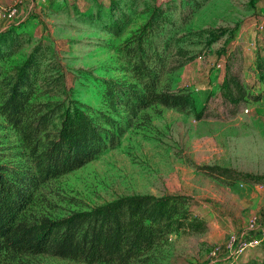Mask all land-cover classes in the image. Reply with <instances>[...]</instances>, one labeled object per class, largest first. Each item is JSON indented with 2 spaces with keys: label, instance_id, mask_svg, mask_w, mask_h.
Returning a JSON list of instances; mask_svg holds the SVG:
<instances>
[{
  "label": "rangeland",
  "instance_id": "rangeland-1",
  "mask_svg": "<svg viewBox=\"0 0 264 264\" xmlns=\"http://www.w3.org/2000/svg\"><path fill=\"white\" fill-rule=\"evenodd\" d=\"M109 1L46 0L17 18L23 17L16 30L25 32L29 42L9 59L6 74L39 46L45 60L33 99L37 107L56 102L66 106L74 99L111 115L113 128L120 127L114 148L42 184L27 216L31 221L59 218L131 194L182 195L206 222V230L172 233L129 264H203L213 249L221 258L231 236L251 237L252 219L264 216V183L239 179L231 171L207 175L198 167L264 173V95H259L263 87L254 70L264 55V33L255 29L257 20H264V0H207L187 23L181 21L187 10L169 12L166 26L152 35L161 53L164 48L159 89H186L194 94L196 105L181 110L154 104L135 117H128L119 105L114 112L106 106L101 81L135 82L125 51L147 18L146 5L162 0H138L132 22L118 36L102 31L96 20ZM28 3L0 0L3 7L26 8ZM14 23L0 28V33ZM227 69L247 92L234 117L230 115L236 106L223 100L220 90ZM244 107L259 118L245 113ZM198 109L202 112L196 119ZM22 153L19 136L0 115V162L16 164L24 160ZM263 249L264 240L238 257L227 251L229 257L216 264L236 257L237 264H243L261 256ZM4 264L85 263L26 254L6 256Z\"/></svg>",
  "mask_w": 264,
  "mask_h": 264
},
{
  "label": "trees",
  "instance_id": "trees-1",
  "mask_svg": "<svg viewBox=\"0 0 264 264\" xmlns=\"http://www.w3.org/2000/svg\"><path fill=\"white\" fill-rule=\"evenodd\" d=\"M206 1L162 0L146 5L147 18L138 28L133 45L125 51L135 82L101 81L103 100L112 112L117 105L128 117L154 104L181 110L195 108L190 91L159 89L164 48L161 53L160 43L152 35L166 26L169 12L187 10L181 20L187 23ZM137 4L138 0H110L106 11L100 10L96 16L101 30L120 35L132 22ZM19 26L14 23L0 33V115L19 136L24 157L16 164L0 162V264L6 256L26 254H46L85 264H129L172 233L204 232L207 224L203 218L189 208L182 195L173 194L124 195L59 218H28L27 209L42 184L114 148L120 127L113 128L111 115L74 99L66 106L56 102L37 107L33 99L42 83L39 75L45 60L39 46L6 74L9 59L29 42L25 32L17 31ZM256 69L264 90V56L257 60ZM220 90L223 100L236 107L247 98L245 87L228 69ZM236 107L232 113L238 111ZM201 112L198 109L196 119ZM198 168L207 175L214 174L213 170L222 174L231 171L239 179L264 183V174L214 165ZM227 264H237V257ZM243 264H264V249L261 256L250 257Z\"/></svg>",
  "mask_w": 264,
  "mask_h": 264
},
{
  "label": "built area",
  "instance_id": "built-area-1",
  "mask_svg": "<svg viewBox=\"0 0 264 264\" xmlns=\"http://www.w3.org/2000/svg\"><path fill=\"white\" fill-rule=\"evenodd\" d=\"M45 2L46 0H30V5H31V8L34 9L38 7L40 4H43ZM17 6H18L17 4L8 6V7L0 6V17H5L10 20L17 18V13H18ZM255 29L257 33H264V20H261V19L257 20V22L255 23ZM197 57L200 59L202 57V54L198 55ZM254 70L256 72L257 81H259L258 72H257L255 65H254ZM261 86L263 87L262 83H261ZM194 90L197 91L198 89L195 87ZM259 95H262V96L264 95L263 88ZM245 112H247V110ZM249 232L253 234L251 237L247 239L243 237H237L235 235L231 236L227 243V249L225 251V254L222 255L221 258H223V260H226V258L229 257V254H227V251L234 253L238 257L241 254H243V252L247 248H251V247H254L260 244L264 240V216L262 218L255 217L252 219L249 225ZM219 254L220 253L218 249L211 250L208 254V257L206 258L205 263L203 264H216L218 260H221Z\"/></svg>",
  "mask_w": 264,
  "mask_h": 264
},
{
  "label": "crops",
  "instance_id": "crops-1",
  "mask_svg": "<svg viewBox=\"0 0 264 264\" xmlns=\"http://www.w3.org/2000/svg\"><path fill=\"white\" fill-rule=\"evenodd\" d=\"M29 1V3H28V6L26 7V8H20V6L18 5L17 6V8H18V10H17V18L19 17V15L21 14V12L23 11V10H26V13L27 12H29V9L31 8V5H30V0H28ZM28 8V9H27ZM17 18H15V19H13V20H10V19H7V18H5V17H1V20H0V28L2 29L3 27H5V26H8L9 24H11V23H17V22H19V21H22V19H23V17H22V19H17ZM257 79V78H256ZM194 87H196L197 88V86H194ZM198 89V88H197ZM202 89V88H201ZM199 89L197 90V92L195 93V94H199ZM200 92H203V90L202 91H200ZM192 95H194V94H192ZM261 97V96H260ZM193 98H194V96H193ZM195 104H196V101H195ZM247 110V112H245ZM239 111V110H238ZM238 111L234 114V115H230V117H234L235 115H237L238 114ZM243 111L245 112V113H248V114H250V115H253V118H255V119H258L259 118V114H257V113H253V111H251L250 110V108L248 107H244V109H243ZM247 172V171H246ZM252 173V172H251ZM256 174H264V173H256ZM221 260H223V258H220ZM220 264H224V262H221Z\"/></svg>",
  "mask_w": 264,
  "mask_h": 264
}]
</instances>
